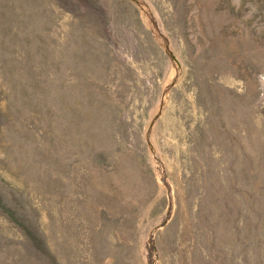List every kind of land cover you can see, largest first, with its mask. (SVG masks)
I'll return each mask as SVG.
<instances>
[{
	"label": "rangeland",
	"instance_id": "rangeland-1",
	"mask_svg": "<svg viewBox=\"0 0 264 264\" xmlns=\"http://www.w3.org/2000/svg\"><path fill=\"white\" fill-rule=\"evenodd\" d=\"M0 264H264V0H0Z\"/></svg>",
	"mask_w": 264,
	"mask_h": 264
},
{
	"label": "bare ground",
	"instance_id": "bare-ground-1",
	"mask_svg": "<svg viewBox=\"0 0 264 264\" xmlns=\"http://www.w3.org/2000/svg\"><path fill=\"white\" fill-rule=\"evenodd\" d=\"M95 219V218H94ZM105 226V225H104ZM95 230V229H94ZM107 232V231H106ZM104 234V233H103ZM120 237V236H119ZM123 240V239H122Z\"/></svg>",
	"mask_w": 264,
	"mask_h": 264
}]
</instances>
